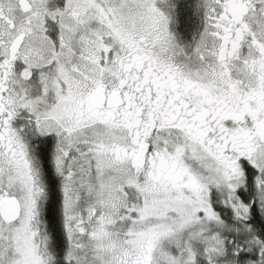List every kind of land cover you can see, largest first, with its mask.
Wrapping results in <instances>:
<instances>
[{"label":"snow or ice","instance_id":"snow-or-ice-1","mask_svg":"<svg viewBox=\"0 0 264 264\" xmlns=\"http://www.w3.org/2000/svg\"><path fill=\"white\" fill-rule=\"evenodd\" d=\"M0 264H264V0H0Z\"/></svg>","mask_w":264,"mask_h":264}]
</instances>
